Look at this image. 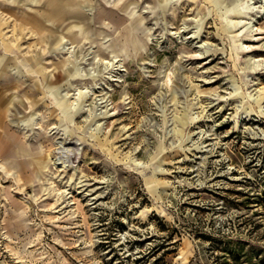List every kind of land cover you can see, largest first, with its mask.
<instances>
[{"label": "rangeland", "instance_id": "obj_1", "mask_svg": "<svg viewBox=\"0 0 264 264\" xmlns=\"http://www.w3.org/2000/svg\"><path fill=\"white\" fill-rule=\"evenodd\" d=\"M66 8L0 0V264H264V0Z\"/></svg>", "mask_w": 264, "mask_h": 264}, {"label": "bare ground", "instance_id": "obj_2", "mask_svg": "<svg viewBox=\"0 0 264 264\" xmlns=\"http://www.w3.org/2000/svg\"><path fill=\"white\" fill-rule=\"evenodd\" d=\"M73 0H50L51 2V9L49 11V16L52 18H63L66 19L69 14L66 6L69 5ZM9 144V142H7ZM20 148L24 147L21 144L18 145ZM9 151H14L13 147H7Z\"/></svg>", "mask_w": 264, "mask_h": 264}, {"label": "trees", "instance_id": "obj_3", "mask_svg": "<svg viewBox=\"0 0 264 264\" xmlns=\"http://www.w3.org/2000/svg\"><path fill=\"white\" fill-rule=\"evenodd\" d=\"M263 198H264V196H263ZM263 205H264V199H263ZM150 264H169V263H167V261H162V259H157L154 262H151ZM186 264H194V263L192 261V262H189Z\"/></svg>", "mask_w": 264, "mask_h": 264}]
</instances>
